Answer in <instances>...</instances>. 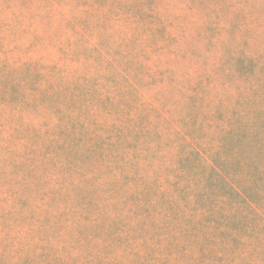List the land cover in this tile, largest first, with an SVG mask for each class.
Listing matches in <instances>:
<instances>
[{
  "label": "trees",
  "instance_id": "obj_1",
  "mask_svg": "<svg viewBox=\"0 0 264 264\" xmlns=\"http://www.w3.org/2000/svg\"><path fill=\"white\" fill-rule=\"evenodd\" d=\"M253 3L18 0L0 15V264H172L193 247L221 261L264 228Z\"/></svg>",
  "mask_w": 264,
  "mask_h": 264
},
{
  "label": "rangeland",
  "instance_id": "obj_2",
  "mask_svg": "<svg viewBox=\"0 0 264 264\" xmlns=\"http://www.w3.org/2000/svg\"><path fill=\"white\" fill-rule=\"evenodd\" d=\"M31 3L33 0H30ZM254 7L258 10L264 7V0H253ZM256 1V2H255ZM0 15L4 16L9 20H13L18 13V0H1L0 4ZM2 16V17H3ZM49 29V26H46ZM39 32H43L42 24L36 28ZM258 40V39H257ZM261 47L260 51H264ZM259 48V47H258ZM261 99L264 101V88ZM260 231L258 235L256 232ZM256 235V236H255ZM76 236L70 234L69 242L75 243ZM79 241V240H78ZM216 246V245H213ZM206 246V247H213ZM237 250L226 252V257L224 260L218 259L210 250L198 251L196 247H193L191 255L197 253V256L188 255L190 252L185 254H178L176 257L172 256V264H264V228L256 226L253 229L252 234H248L242 238V242L237 245ZM226 251V249H225Z\"/></svg>",
  "mask_w": 264,
  "mask_h": 264
}]
</instances>
